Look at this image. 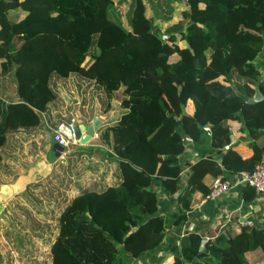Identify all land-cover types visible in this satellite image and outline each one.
Returning a JSON list of instances; mask_svg holds the SVG:
<instances>
[{"label":"trees","instance_id":"16d2710c","mask_svg":"<svg viewBox=\"0 0 264 264\" xmlns=\"http://www.w3.org/2000/svg\"><path fill=\"white\" fill-rule=\"evenodd\" d=\"M263 51L264 0H0V80L14 76L19 97L0 102V164L8 132L41 124L59 79H92L107 108L123 91L124 111L100 134L119 180L65 204L53 264H250L264 225H183L206 176L234 178L264 155V99L248 101L264 94ZM235 125L247 157L231 145ZM187 140L198 156L184 182Z\"/></svg>","mask_w":264,"mask_h":264},{"label":"rangeland","instance_id":"374dc122","mask_svg":"<svg viewBox=\"0 0 264 264\" xmlns=\"http://www.w3.org/2000/svg\"><path fill=\"white\" fill-rule=\"evenodd\" d=\"M263 52L259 60L264 61ZM14 84L15 79L12 75L3 80L5 89L3 90L0 85L1 99L9 95ZM97 89L103 92L99 85ZM117 96L120 98V105L123 97L122 89L116 92L114 98ZM62 101L64 104L67 102L66 99ZM67 112L70 115L72 109ZM67 117L70 116L65 118ZM53 130L50 127L46 129V135L42 137L45 142L43 148H41L43 141H38L34 136L31 137L32 134H22V140L21 138L17 141L12 139L14 142L10 139L12 143L2 148L3 153L9 156L3 158L0 164V264H53L52 244L59 227V215L65 204L85 185L91 187L86 181V176H82L76 170L85 166L86 157L91 159V154L82 155L84 161H77L75 169L73 165L66 166L67 163L70 164L71 156L66 160L59 157V160H63H60V164L56 165L52 171L45 166L43 162L50 160V157L45 156L44 160V154L48 152L47 147L50 144H52L51 158L57 157L54 151L55 143L51 141ZM48 143L49 145L46 146ZM11 145L14 149H11ZM71 147L75 146L71 145L69 148ZM63 148L67 149V147ZM95 154L98 156L101 153ZM114 171L115 176L118 177L119 171L116 166ZM35 177L36 180H32ZM131 261L136 262L134 259Z\"/></svg>","mask_w":264,"mask_h":264},{"label":"crops","instance_id":"0c3cea01","mask_svg":"<svg viewBox=\"0 0 264 264\" xmlns=\"http://www.w3.org/2000/svg\"><path fill=\"white\" fill-rule=\"evenodd\" d=\"M0 85H2L1 87H3L4 90L5 88L3 86V81L1 80ZM14 85H16V83ZM97 85L98 84L96 83L94 84L92 79L85 78L77 74H72L68 78L59 79L56 86L59 95L55 100L50 102L47 111L43 112L41 124L37 128L30 131L11 129L8 132V141L3 148H5L9 143L14 142L13 140L17 141L18 138H21L22 140V134H32L31 137L34 136V138H36L38 141H43L41 144V148H43L45 147L43 145L45 142L42 137H45L46 129L50 127L53 130L56 124L66 116H76L79 124L83 123L86 125L91 124L95 118L100 117V119H102V123H100L99 127L96 129L95 136H93L87 143L79 142L75 144L74 148L71 147L65 150L54 140L51 135V141L55 143L54 151L57 157L55 159L51 158L50 150L52 144L48 146V143L46 144V146H48V152L44 154V160L46 158L45 156H49L50 160H47L43 163L46 167L51 168L50 170L52 171L56 165L58 166V164H60V160H63H59V157L62 158L64 155V160H66L69 158V156H71L69 160L70 164L67 163L66 166L73 165L75 169V167H77V161H84L83 157H81L82 155L85 156L86 154H91V159L86 157L87 160H85V166L76 168V170L82 176H86V181L89 185H91V187L100 188L103 183L116 184L119 180V175L118 177L115 176L116 173L114 168L115 166L117 167V165L112 159L111 149L106 143H104L100 134L102 130L101 128L118 120V117L121 115V112L124 110V108L120 107V98L118 96L113 99L111 107L107 108L103 92L98 91ZM18 99L19 97L15 92L14 86L12 91L9 92V95H6V97L2 99L0 98V102L2 101L4 103H8ZM62 99H66L67 102L64 104ZM190 106H192V104H190ZM70 109H72V112L69 115L67 111ZM189 111H192V107H189ZM10 139H13L12 142ZM186 144L187 149L182 155V160L185 163V168L182 172V179L184 182L187 180L190 172L189 163L195 161L198 156V148L195 147L192 140H187ZM231 145L232 147L238 149L245 157L251 155L253 152L252 148L250 147V138L248 137V132L246 130L239 129L236 125L232 130ZM12 148L14 149L13 145H11V149ZM96 152H100L101 154L96 156ZM5 156L9 155L5 154ZM88 161L90 163H87ZM79 169L81 170L79 171ZM212 179L213 178L211 175H208L205 178L206 182H211ZM32 180H36V177ZM84 187H86V185ZM195 212V215H190L187 222L184 223L183 229H195V227L198 226L199 220L207 221V224L218 221V230H222L226 227H231L233 229L234 227H237V224H240V221L244 219H253L255 220L256 224L259 223L264 225V192L258 194L254 200L247 202L242 196L240 187H238L217 201L203 203L202 199ZM187 223L188 227H186ZM180 235H183V233ZM206 238L207 237H204V239ZM163 255L165 257L163 261H166L170 257L169 253L166 252L163 253ZM246 257L250 264H264V249L260 247L256 250H250L246 252Z\"/></svg>","mask_w":264,"mask_h":264},{"label":"built area","instance_id":"2783aa9c","mask_svg":"<svg viewBox=\"0 0 264 264\" xmlns=\"http://www.w3.org/2000/svg\"><path fill=\"white\" fill-rule=\"evenodd\" d=\"M78 119L70 116L59 121L53 130L54 140L62 147L69 148L80 142L77 137ZM64 158V155L62 156ZM242 185H250L255 188L258 194L264 192V155L260 163L253 171H241L234 178H224L222 175L216 176L211 184L209 193L203 198L204 202L217 201L233 189ZM242 225L253 226L256 224L253 219L240 221ZM208 238L204 239L206 242Z\"/></svg>","mask_w":264,"mask_h":264},{"label":"water","instance_id":"95a60500","mask_svg":"<svg viewBox=\"0 0 264 264\" xmlns=\"http://www.w3.org/2000/svg\"><path fill=\"white\" fill-rule=\"evenodd\" d=\"M264 99V94L261 92L259 86L256 90V95L254 97L249 98V102L260 101ZM100 123H102V119L97 117L94 121L89 124H78L77 125V137L79 138L81 143H87L93 136H95V131L99 127ZM203 245L201 248L205 246V241L203 240Z\"/></svg>","mask_w":264,"mask_h":264}]
</instances>
